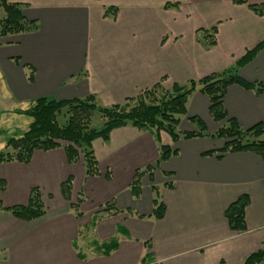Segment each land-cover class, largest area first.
I'll list each match as a JSON object with an SVG mask.
<instances>
[{"label":"crops","instance_id":"0c3cea01","mask_svg":"<svg viewBox=\"0 0 264 264\" xmlns=\"http://www.w3.org/2000/svg\"><path fill=\"white\" fill-rule=\"evenodd\" d=\"M10 1L37 21L31 31L0 35L4 86L9 97L25 102L95 95L103 105L121 104L159 82L170 89L221 72L264 41V15L233 0ZM169 2L180 5L165 8ZM109 6L118 7L114 19L105 15ZM214 24L217 44L206 49L196 31ZM240 75L264 80V48ZM224 105L243 128L264 119V91L232 84ZM209 106V97L197 88L180 129L200 132L181 126L183 119L197 115L206 131L215 133L222 123L209 130L207 122L215 121ZM161 141L178 153L142 177L139 197L131 183L137 170L157 162L159 143L132 125L93 142L99 176H87L81 162L70 163L63 147L37 149L29 163H0L4 206L28 204L31 188L38 186L46 208L31 221L0 210V264H244L264 246L262 158L251 151L219 157L224 139L210 135L174 142L162 133ZM69 176L73 187L66 199L61 184ZM153 185L166 206L162 218L154 215ZM80 194L82 215L77 216L72 203ZM243 194L250 198L247 230L237 233L225 212ZM111 201L114 209L103 212ZM113 239L117 247L105 253L104 244Z\"/></svg>","mask_w":264,"mask_h":264},{"label":"trees","instance_id":"16d2710c","mask_svg":"<svg viewBox=\"0 0 264 264\" xmlns=\"http://www.w3.org/2000/svg\"><path fill=\"white\" fill-rule=\"evenodd\" d=\"M233 2L247 4L256 14L264 15V2L249 3L248 0H233ZM179 5V2H169L164 7H178ZM0 6L6 12L5 17L0 20L1 36L27 32L36 28L37 21L27 19L18 3L0 0ZM117 12L118 7L109 6L105 8L107 17L114 19ZM217 33L218 24H214L209 28L197 29L196 38L206 49H210L217 44ZM263 48L264 41H261L254 48L247 50L246 54L234 65L221 72L207 75L199 80H190L185 84L176 83L170 89H166L159 82L142 90L137 96L126 99L121 104L103 105L95 95L68 99L38 97L32 101L29 107L12 110L15 113L29 116L31 122L22 135H13L7 139L6 150L0 152V163L12 161L29 163L37 149L47 151L63 147L70 163L81 162L87 176H99L101 171L93 142L98 138L109 140L111 132L115 128L126 125H132L140 130L150 132L159 143L157 162L136 171L131 183V191L136 197L142 193V177L145 174L152 175L156 167L178 153V149L172 145L162 143V133L170 135L174 142H177L181 137L192 138L199 135H210L224 139L223 147L218 150L219 157L228 152L251 151L259 155L264 161V119L251 127L243 128L236 118L229 116L224 105L227 89L232 84L253 89L258 94L264 91V80L249 81L240 75L241 67L253 60ZM29 79H32V75L29 76ZM197 88L209 97V111L212 118L222 123L215 133H208L205 122L197 115L190 119L198 122L200 132L180 129L181 117L187 114L189 96ZM96 112L100 113L102 117V125L99 128L92 126V118ZM61 115H64L63 123L59 120ZM216 152L208 151L205 154ZM107 178H110L109 171ZM169 185L172 186V184ZM5 186V181L0 179V189H5ZM72 187L73 177L69 176L61 184V190L66 199H70ZM153 190L155 191L154 215L157 218H162L166 206L160 197L159 190L154 185ZM83 200L84 198L80 194L77 201L72 203V208L77 216L82 215L80 205ZM249 202L250 198L247 194L240 195L225 212L231 229L237 233L247 230L246 208ZM114 207L115 201H111L105 205L103 212L114 209ZM0 210L8 211L15 217L26 221L34 220L46 213L41 190L38 186L31 188L28 204L4 206L0 202ZM117 243V240L113 239L104 244L105 253L115 249ZM263 262L264 246L251 253L245 259L244 264H262Z\"/></svg>","mask_w":264,"mask_h":264},{"label":"rangeland","instance_id":"374dc122","mask_svg":"<svg viewBox=\"0 0 264 264\" xmlns=\"http://www.w3.org/2000/svg\"><path fill=\"white\" fill-rule=\"evenodd\" d=\"M6 15V12L3 7L0 6V20H2ZM1 32V27H0ZM2 72L0 71V152L6 150L7 139L10 136H19L22 135L27 129L28 125L31 122V118L24 114L15 113L12 110L14 108H27L32 102H25L21 100H17L14 96H8L9 90L3 83ZM7 95V96H6ZM184 118V117H183ZM60 122H64V115H61L59 118ZM217 121H209L207 122V126L209 130H215V124L221 122ZM102 125V117L100 113L96 112L92 118V126L95 128H99ZM182 128L184 129H199V124L196 121H191L190 119H183ZM264 138V136H263ZM218 142H221L219 138H216ZM87 231L89 228L84 227ZM92 229V227H90ZM83 247V246H82ZM86 251V246L83 247V252ZM264 264V262L262 263Z\"/></svg>","mask_w":264,"mask_h":264}]
</instances>
